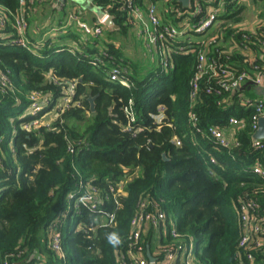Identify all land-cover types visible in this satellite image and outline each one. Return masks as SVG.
I'll list each match as a JSON object with an SVG mask.
<instances>
[{
  "label": "trees",
  "instance_id": "obj_1",
  "mask_svg": "<svg viewBox=\"0 0 264 264\" xmlns=\"http://www.w3.org/2000/svg\"><path fill=\"white\" fill-rule=\"evenodd\" d=\"M259 1L247 3L256 10ZM54 2L0 0L11 19L24 17L29 46L38 45L31 50L0 39V76L6 78L0 79V264H123L131 219L142 203L162 210L167 223L170 213L177 218L178 236L168 227V241L161 243L194 240L196 264H264L261 250L253 249L249 260L239 246V203L257 200L264 216V180L251 170L257 160L264 165V154L252 146L254 108L241 105L237 94L219 83L223 70L258 66L264 73L261 21L252 30L242 26L244 0H191L187 7L179 0H149L162 24L178 26L187 15L196 24L212 9L218 13L205 36L191 31L172 44L159 42L170 48L168 66L144 75L119 42L104 39L99 49V36L84 37L73 22L64 34L50 35L52 25L45 22L52 20L51 12L59 14L57 24L70 13L82 17L78 9L66 10L64 0L59 6ZM93 2L123 33L137 22L131 9L143 5L142 0ZM12 31L10 24L2 29L5 36ZM196 34L201 37L194 40ZM208 37L213 41L200 70ZM248 51L256 56L249 58ZM96 58L101 62L93 63ZM113 68L129 73L130 88L109 79ZM248 84L239 92L255 97ZM34 94L46 104L31 115ZM231 115L244 126L236 129L239 144L227 148L208 128L226 127ZM94 202L109 215L93 211ZM112 232L120 243H108ZM53 233L61 236L62 253L51 247ZM150 238V233L143 238L145 249Z\"/></svg>",
  "mask_w": 264,
  "mask_h": 264
},
{
  "label": "built area",
  "instance_id": "obj_2",
  "mask_svg": "<svg viewBox=\"0 0 264 264\" xmlns=\"http://www.w3.org/2000/svg\"><path fill=\"white\" fill-rule=\"evenodd\" d=\"M20 4L23 5L25 0H19ZM33 2V0H29ZM131 1V0H126ZM196 1V0H194ZM143 5L135 6L131 9L133 17L142 25V30L139 31V35L142 33L144 37L150 42L152 46H158L162 49L160 55L162 56V66L167 68L168 63L166 60V52L168 45L164 46L159 42H173L180 36L193 31L194 33L205 36L213 27L217 21L218 9L214 8L209 11L207 17L201 19L198 23L193 24L189 20V16H184L183 20L178 23V26L171 24H162L159 19V14L156 5L149 2V0H142ZM196 3V2H195ZM194 3V5H195ZM197 5V4H196ZM198 7V6H197ZM198 9V8H197ZM199 11V10H198ZM80 13V11H79ZM108 14L103 12V15L94 23H89L80 16L70 13L66 19L68 25L72 22L76 24L84 37L93 36L100 37L103 33L104 24L103 21ZM8 24L11 25L12 32L9 33L8 38L2 33V29ZM26 21L22 15H16L14 18H10L5 10L0 7V39H3L7 44H19L22 47L30 48L31 50L37 49V44L29 46V41L25 35ZM212 38L208 37L204 41L203 53L198 58L199 69H203L205 65V52H207L208 45L212 42ZM264 44V42H263ZM171 46V45H169ZM34 47V48H31ZM35 53V52H34ZM104 54V52H101ZM101 62V59L96 58L93 63ZM109 79L116 83L121 84L124 87L130 88L132 86L130 75L123 69L113 68L108 71ZM1 81H5V76L1 73ZM251 83V87L261 86L264 87V73L258 66H251L250 69L241 70L239 73L232 72L230 70H223V76L219 79L221 88L224 91L237 94V99L241 105L253 106L254 113L251 117L252 123V137L255 131L258 129V119L264 116V97H250L242 91L244 85ZM73 84H71V90ZM238 92V93H236ZM31 101L29 105L28 113L35 115L45 107V102L40 100L37 95L30 96ZM65 101H69V97L64 98ZM194 115L191 114V118ZM156 121H161L162 114L154 116ZM133 119V117H131ZM243 119H238L234 115L229 116L228 124L226 127H218L211 125L208 128L210 135L222 146L232 147L238 145V139L236 129L243 127ZM252 146L255 150L264 154V139H255L253 137ZM176 144H180V139H175ZM211 162L215 163L216 160L211 158ZM252 172L258 177L264 180V165L260 160H257L251 168ZM120 190V189H119ZM84 197H80V200ZM92 210L98 212L100 216L109 215L103 210L97 208V202L92 203ZM145 203H142V208H139L131 219L132 230L129 235L131 242L126 251V259L122 262L123 264H196L195 262V243L194 240L184 242L177 246H170L168 244L163 245L161 242H167L168 236L166 231L168 227H171L170 234L176 238L177 232L174 226H169L167 223V215L159 208H144ZM260 203L255 199H245L239 203L238 211L240 215V229L241 237L239 240V246L244 247L246 252V258L249 260L253 259L252 250L257 248L261 250L264 255V216L259 212ZM156 229L159 231V237L157 244L154 246L153 251L150 250L151 255L155 260L151 261L146 255V250L143 244V238L150 233V242L155 238ZM149 244V243H148ZM51 247L59 253H62L61 236L59 233H53L51 238ZM163 253L159 259L157 256Z\"/></svg>",
  "mask_w": 264,
  "mask_h": 264
},
{
  "label": "rangeland",
  "instance_id": "obj_3",
  "mask_svg": "<svg viewBox=\"0 0 264 264\" xmlns=\"http://www.w3.org/2000/svg\"><path fill=\"white\" fill-rule=\"evenodd\" d=\"M56 6H59L60 3L59 1L55 3ZM264 4V3H263ZM247 6V11L246 14L244 13L245 20L242 21V26L243 24H246V28H251L254 27V25L260 21V18L258 17L259 14L264 15L263 9L261 6H259V9L256 8L254 10L253 6L251 3H246ZM64 7L66 10H74L78 9L83 10V15L85 20L87 22L91 23L93 21L94 17H97L98 15L102 14L101 9H99L93 2V0H64ZM61 14V13H60ZM43 10L38 9L37 10V16L36 18L40 20L43 17ZM58 16L59 14L57 12H51L48 16L47 19L51 18L52 20H48L45 22L47 26L52 25L49 30H50V35H53L55 31L62 32L63 34L65 33V30L67 28H71V25H68V22H66V19L62 22L57 24L58 22ZM138 22V21H137ZM252 24L250 27L249 24ZM136 24V22H135ZM46 26V27H47ZM44 27V26H43ZM73 28H76V24L73 23ZM142 30V25L140 23H137L135 26H129L126 30V32L123 33V31L116 30V32L111 33L107 32V28L104 27L102 35L99 37V49H101L100 46H103V40L107 41H116L121 44V49L123 52V55L128 58L130 61H132L134 64H136L139 67V70L142 72V74H146L149 71H155L156 68H162V56L158 52H162V49H159L158 46H152L150 42L144 37V35L141 33L140 36L138 35L135 36L134 32ZM10 31V30H9ZM8 33V31H6ZM49 32V31H48ZM47 31H43V34H46ZM197 40L201 36L196 34L193 36ZM8 36H5L4 39H7ZM92 45V44H91ZM166 52V51H165ZM46 118V117H45ZM25 125V124H23ZM72 204H69L67 207V210L69 211L71 208ZM169 226H174L176 225L177 218L174 217L170 213L169 217ZM74 218H71L70 225H74ZM159 237V231L156 229V234L155 238L151 242V248L154 249V246L157 244Z\"/></svg>",
  "mask_w": 264,
  "mask_h": 264
},
{
  "label": "water",
  "instance_id": "obj_4",
  "mask_svg": "<svg viewBox=\"0 0 264 264\" xmlns=\"http://www.w3.org/2000/svg\"><path fill=\"white\" fill-rule=\"evenodd\" d=\"M184 7L189 6L191 0H179ZM104 26L109 31H116L119 30V26L114 22V18L111 15H107L103 21ZM90 104H91V110L94 109V97L88 98ZM253 137L255 139H264V116L260 117L258 119V129L255 131ZM165 157V154H163ZM146 255L149 258V260L153 261L155 258L151 255L150 252V246H147Z\"/></svg>",
  "mask_w": 264,
  "mask_h": 264
},
{
  "label": "crops",
  "instance_id": "obj_5",
  "mask_svg": "<svg viewBox=\"0 0 264 264\" xmlns=\"http://www.w3.org/2000/svg\"><path fill=\"white\" fill-rule=\"evenodd\" d=\"M59 1V0H58ZM248 2V0H244V3L246 4ZM260 3L256 6V8H258L259 9V6H261V8L263 9V12H264V0H260L259 1ZM53 6H56V4H55V2H54V4H53ZM75 10V9H74ZM80 14L81 15H83V10H80ZM246 14V13H245ZM103 15V12H102V14H100V15H98L97 17H94V19H93V21H91V23H94V22H96L101 16ZM259 16V18H260V21H261V23H262V25L264 26V15L262 16V14H259L258 15ZM83 19H84V17H82ZM85 20V19H84ZM244 20H245V17H244ZM87 21V20H86ZM137 23L138 22H136V24H133L132 26H135V25H137ZM244 25V27H246L245 25L246 24H243ZM252 24L250 23L249 24V26L248 27H250ZM254 27H255V25H254ZM254 27H251V28H248V29H250V30H252V29H254ZM108 30V29H107ZM108 32H111V33H114V32H116V31H109L108 30ZM134 34H135V36L136 35H138V37H139V30L138 31H136L135 30V32H134ZM35 36V35H34ZM254 52H256V51H248V52H246L245 54H248V56H249V58H253V57H255L256 56V53H254ZM258 52H260V51H258ZM262 53H259V55H261L260 57H262V59H263V62H264V51H261ZM248 84V83H247ZM247 90H249V91H253L254 92V94H255V97H264V87H261V86H255L254 87V90L253 89H251L250 90V84H248L247 85ZM252 91H251V96L253 95V93H252ZM246 95H247V93H245Z\"/></svg>",
  "mask_w": 264,
  "mask_h": 264
},
{
  "label": "clouds",
  "instance_id": "obj_6",
  "mask_svg": "<svg viewBox=\"0 0 264 264\" xmlns=\"http://www.w3.org/2000/svg\"><path fill=\"white\" fill-rule=\"evenodd\" d=\"M107 241L108 243L115 245V244L120 243V237L118 236L117 233L112 232V233L107 234Z\"/></svg>",
  "mask_w": 264,
  "mask_h": 264
}]
</instances>
